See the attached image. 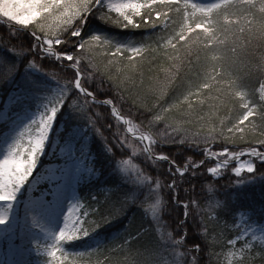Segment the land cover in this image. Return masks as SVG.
I'll use <instances>...</instances> for the list:
<instances>
[{
    "label": "snow or ice",
    "instance_id": "1",
    "mask_svg": "<svg viewBox=\"0 0 264 264\" xmlns=\"http://www.w3.org/2000/svg\"><path fill=\"white\" fill-rule=\"evenodd\" d=\"M90 18L148 32L121 40L91 31ZM0 20V124L31 113L0 156V251L12 257L2 264H29L27 224L11 223L18 197L43 229L86 178L103 186L67 208L47 264H66V243L124 216L111 243L71 264H264V224L253 220L264 199L242 198L264 181V0H0ZM214 178L221 203L209 229L203 193ZM160 225L173 230L158 237Z\"/></svg>",
    "mask_w": 264,
    "mask_h": 264
},
{
    "label": "trees",
    "instance_id": "2",
    "mask_svg": "<svg viewBox=\"0 0 264 264\" xmlns=\"http://www.w3.org/2000/svg\"><path fill=\"white\" fill-rule=\"evenodd\" d=\"M195 2H199V0H193ZM91 19V31H98V32H103L106 33L109 36H115L121 40L129 39V38H139L140 36L147 35L148 30L145 29H120L116 28L112 25L105 24L103 21H100L99 19ZM7 29L6 25H3L2 22H0V34H3ZM15 39V38H14ZM0 51H7V49L0 48ZM98 60H103V56H99ZM51 85H56L54 81L51 82ZM251 88L258 89L259 84L256 82H253L252 84L249 85ZM63 111V110H62ZM100 111H104V109H101ZM114 119V118H113ZM136 122V121H134ZM122 123V122H118ZM123 131L126 133L125 126H123ZM3 132H0V135ZM129 137L130 142H135L136 138H133L129 134H127ZM99 144L98 139L94 140L93 143V148L94 150L97 149V145ZM140 145H137L139 147ZM127 147V145L125 146ZM213 150H218L214 148ZM128 153L130 156H133V164L139 165L141 170L144 171L146 169L147 174L149 175H155V173L152 172V167H149L147 162L143 160V157L137 152V153H132L131 149H128ZM124 159H127L128 157H122ZM179 162V161H178ZM214 163L210 164L209 166H212ZM231 167H234V165H230L229 169ZM222 174L227 175L230 174L228 169L223 170ZM219 178H214L212 181H209L205 184L204 188V193H203V199H204V210L206 213L207 221H208V228L211 229L212 224L211 222L215 219L216 217V210L219 207V204L221 203V200L218 198L216 189L219 187V185L216 183V180ZM220 183H223L221 180ZM103 185L96 179H93L89 183H86L82 185L79 188V194L80 197L87 196L88 194H92L98 191L100 187ZM187 187V185H185ZM153 192H156L157 189H155V186H153ZM161 197L166 198V190H159ZM196 194L200 193V187L199 184H197L196 189L194 190ZM230 191V189H229ZM242 198H244L246 201H259L261 199H264V181H258L257 183L253 185H249L247 188H245L242 192ZM154 200H149L148 203H154ZM84 203V201H83ZM194 206V205H193ZM150 216V213H149ZM257 219L262 221L264 219V216H255ZM237 218V217H236ZM236 218H234L230 223H229V229L231 235H227V238H234L235 235H237V231L234 229V225L236 224ZM128 223V218L127 216L121 217L118 220H115V222L111 225L103 227L99 234L97 235V240H83V241H76L70 244H67L65 246V250L67 253H69L68 257L71 259H79L78 257H75L72 255L75 252H81V251H86L91 248H95L97 246L101 245H106L112 242L113 238L117 236L119 233L123 231L124 226ZM167 218H165V224H167ZM173 229L169 227H165L164 225H160L157 228V233L156 235L159 237L160 235L172 231ZM204 229H201V232H203ZM213 235H216L214 232ZM211 236L209 237V240H211ZM222 243H226V239L224 237L220 238ZM215 251L219 252L221 251L220 248L214 249ZM102 259V258H101ZM71 264V263H70Z\"/></svg>",
    "mask_w": 264,
    "mask_h": 264
},
{
    "label": "rangeland",
    "instance_id": "3",
    "mask_svg": "<svg viewBox=\"0 0 264 264\" xmlns=\"http://www.w3.org/2000/svg\"><path fill=\"white\" fill-rule=\"evenodd\" d=\"M195 2V1H193ZM201 2V0H199ZM2 22V20H0ZM3 23V22H2ZM2 71V70H0ZM55 82V81H54ZM13 85H7L3 87H13ZM53 88L56 87V85H51ZM4 92L2 90V87H0V96H3ZM36 106L33 105L32 107V112H35ZM8 114L6 112H0V120L7 119ZM31 118V113L28 114H23V113H16L11 116V120L7 125L0 124V132H3L0 135V156H2L6 152V146L7 144L11 143V140L14 138L15 133L23 126L24 123L27 122V119ZM59 118V116H58ZM126 130V128H125ZM130 135V134H129ZM131 136V135H130ZM48 149L46 148V151ZM248 157H242L241 159H247ZM42 160L46 159L45 157H41ZM235 162L234 166H238V162L235 160L230 159L229 166L231 163ZM214 166V164L212 165ZM225 170V169H224ZM82 174L85 177H89L91 173H89L88 169L82 168L81 169ZM93 179H84L80 181L79 183H76L75 181H72L67 188L66 191V196L64 199L61 200L60 204L58 207L54 210V214L49 218L47 216L43 217V223H44V228L43 229H37L31 226V224L27 221V213L24 207H22L24 201L21 200L18 197V202L16 209L13 212L12 216V225H16L17 223L21 225L27 224L28 227V233H29V240L26 242V253L24 254V259H26L29 264H47V256L45 252L43 251L45 245L47 243L52 242V238L55 232H57L62 226H63V217L64 214L67 212V208L70 206L71 203H74L77 199H80V194H79V188L92 181ZM26 188L28 187L27 185L25 186ZM83 203V200L81 201ZM83 210V209H81ZM243 220H247V216L245 214L244 217L237 216L236 218V224L235 225H240ZM254 222L259 223V224H264V219L260 221L256 217H253ZM115 221H112L111 224H113ZM248 223H252V221H247ZM111 224H106L105 226L111 225ZM102 227V228H103ZM97 229L95 232L91 233L89 236L83 237L80 240H74L71 242H68L64 245V248L67 244L76 242V241H83V240H97V235L99 234L100 230L102 229ZM234 229L237 231V234H239V228L234 227ZM259 235V233H257ZM35 239L39 241L40 244V249H37L36 246L31 243V240ZM239 247V244L237 245ZM58 255H61L58 253ZM12 257L10 255L6 256L3 251H0V264L5 259H11ZM74 259V258H73ZM72 258L70 259L67 257L66 264H70L71 261L73 260Z\"/></svg>",
    "mask_w": 264,
    "mask_h": 264
}]
</instances>
